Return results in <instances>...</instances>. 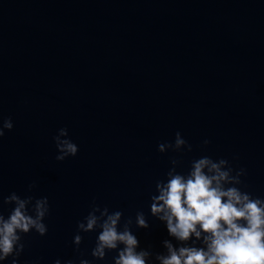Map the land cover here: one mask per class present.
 <instances>
[{
  "label": "water",
  "instance_id": "1",
  "mask_svg": "<svg viewBox=\"0 0 264 264\" xmlns=\"http://www.w3.org/2000/svg\"><path fill=\"white\" fill-rule=\"evenodd\" d=\"M4 116L0 212L12 191L50 205L46 234L23 237L24 264L92 259L96 234L82 233L79 250L72 236L93 197L122 219L143 211L149 227L133 231L159 251L167 233L149 193L170 157L181 171L235 155L247 190L264 196V0H0ZM61 126L79 150L56 160ZM177 130L192 151H157Z\"/></svg>",
  "mask_w": 264,
  "mask_h": 264
},
{
  "label": "clouds",
  "instance_id": "2",
  "mask_svg": "<svg viewBox=\"0 0 264 264\" xmlns=\"http://www.w3.org/2000/svg\"><path fill=\"white\" fill-rule=\"evenodd\" d=\"M13 128L11 116L0 120V137ZM52 140L57 149L55 159L75 156L79 146L61 126ZM209 140L203 139L207 145ZM164 153L191 152L192 145L177 130L172 141L157 143ZM236 156L233 155L232 160ZM232 160L207 154L192 158L186 170L178 171V156L169 159L170 167L154 183L149 193L148 215L159 220L166 229L160 241L161 250L151 244L141 246L135 228L147 229L148 218L141 210L134 217L122 219L120 209L110 210L93 197L86 215L76 221L72 236L74 250H79L82 233L94 232L92 259L56 258L52 264H95L114 253L111 264H264V196L253 194L241 177L243 166L234 167ZM35 181L30 182V192ZM11 205L7 215L0 212V264H24L20 260L25 248L23 237L29 232L43 236L50 211L47 196H21L12 191L3 197ZM39 264V258L32 261Z\"/></svg>",
  "mask_w": 264,
  "mask_h": 264
}]
</instances>
